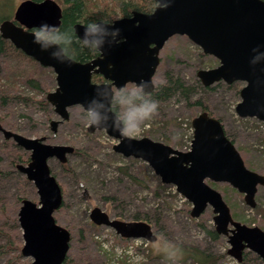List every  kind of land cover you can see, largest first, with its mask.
<instances>
[{"label":"rangeland","instance_id":"1","mask_svg":"<svg viewBox=\"0 0 264 264\" xmlns=\"http://www.w3.org/2000/svg\"><path fill=\"white\" fill-rule=\"evenodd\" d=\"M22 1L0 0L1 21L11 19ZM159 56L153 77L155 87L169 77L180 78L191 87V100L177 94L159 103L157 112L132 137H148L187 151L188 126L201 112V107L192 102L200 99L207 112L220 120L245 166L264 176V125L254 118H239L234 111L243 84L218 82L209 90L199 88L197 71L211 69L218 61L185 36L168 39ZM55 87V74L50 68L20 55L14 47L0 58L1 127L27 138L45 137L47 144L68 145L75 150L64 164L56 159L47 162L63 197L53 217L71 235L64 264H199L195 261L198 254L214 259V264H264L248 250L242 252V262L229 256L227 238L219 235L213 240L207 232L214 230L211 207L198 218H191V203L173 185L161 183L145 162L114 153L112 146L117 141L105 131H87L81 106L68 108L69 119L59 123L52 133L49 123L59 118L46 95ZM29 156L28 151L0 133V264L32 261L21 255L23 239L17 216L23 199L38 201L33 183L17 169L18 165L28 164ZM206 182L222 195L234 220L264 231V186L258 187L255 207L250 208L243 195L228 184ZM94 207L122 221H144L149 217L157 240L124 239L111 228L96 227L89 219Z\"/></svg>","mask_w":264,"mask_h":264},{"label":"water","instance_id":"2","mask_svg":"<svg viewBox=\"0 0 264 264\" xmlns=\"http://www.w3.org/2000/svg\"><path fill=\"white\" fill-rule=\"evenodd\" d=\"M153 1L155 5L149 13L132 11L127 17L113 20L121 29L123 40L86 62L73 59L71 63L58 64L33 42L32 29L43 23L60 24L61 7L55 0H23L12 20L0 22L3 39L55 74L56 87L46 100L59 120L50 121V131L55 133L59 123L69 119L68 108L81 106L103 86L119 87L144 79L152 82L153 91L159 52L175 35L185 36L205 55L217 59V66L197 71L200 84L208 87L218 82L243 83L234 111L239 118H254L264 125V59L255 70L249 63L256 55L252 52L254 47L261 45L259 52L264 53V0H172L166 9L158 8ZM73 26L82 34V23ZM93 75L101 76L103 82H93ZM191 127L187 151L148 137H121L111 128L105 133L117 141L112 146L114 153L145 162L161 183L173 185L191 203V218H198L211 207L214 230L227 238L229 256L240 262L242 252L248 250L264 261V231L234 220L222 195L206 182L228 184L243 195L247 206L254 208V197L258 187L264 186V176L245 166L217 118L200 112L191 120ZM96 130L102 129L87 127L89 133ZM0 133L30 153L28 164L18 165L17 169L33 183L38 195L36 203L23 199L17 213L23 239L21 255L31 258L30 264H63L71 235L53 217L61 208L63 197L47 162L56 159L64 164L74 148L47 144L45 137L27 138L1 125ZM89 219L97 226L111 228L124 239L150 243L157 240L145 221L113 219L99 207L89 212Z\"/></svg>","mask_w":264,"mask_h":264},{"label":"clouds","instance_id":"3","mask_svg":"<svg viewBox=\"0 0 264 264\" xmlns=\"http://www.w3.org/2000/svg\"><path fill=\"white\" fill-rule=\"evenodd\" d=\"M172 0H156V6L166 9ZM80 34L74 26L43 23L33 30V42L58 64L71 63L76 53L101 54L106 48L119 44L123 37L115 22L105 18L87 20ZM261 45L249 61L255 66L264 59ZM264 71V68L261 69ZM152 82L141 79L119 87L96 89L91 99L81 105L82 119L93 128L119 133L121 137L135 136L157 112L159 101L150 90ZM101 110H103V115Z\"/></svg>","mask_w":264,"mask_h":264},{"label":"trees","instance_id":"4","mask_svg":"<svg viewBox=\"0 0 264 264\" xmlns=\"http://www.w3.org/2000/svg\"><path fill=\"white\" fill-rule=\"evenodd\" d=\"M32 1L38 2L42 0H32ZM137 1L138 2H134L132 0H56V2L61 7L60 24H63L65 26H73L75 23L84 24L87 20L97 19L101 17L113 21L115 19H118V17L121 18L128 16L132 11L149 13L154 8L155 3L153 0H137ZM108 4H110L111 6H109ZM1 19L2 16L0 15V22ZM12 47L13 46L6 39H3L0 36V58L3 56V54H5L6 50ZM17 52H19V54L22 56L24 55L19 50H17ZM95 55L96 54H92V53H76L74 55V60L79 62H86L94 58ZM92 80L93 82H100L101 78L97 75H93ZM237 84L239 85L240 83L237 82ZM199 85H200L199 88H201L202 90H209L212 88V86L203 87L201 84ZM152 92L154 97L159 101V103L166 102L177 94L184 96L185 99L190 101L192 95V90L189 85H187L180 78H172V77H169L164 84H160L156 86ZM192 105H198L199 107H201V112L203 111L207 112L206 106L202 103L200 99L193 101ZM207 113L209 116H211L209 112ZM120 170H125V169L121 168ZM125 174H127L126 171ZM130 178L133 179V181L136 180L132 176H130ZM144 221L151 225L150 222L151 219L149 217L144 218ZM207 232L211 237V239L213 240H216L219 237V234H217L215 230H211V231L207 230ZM245 252L246 250L243 251V254ZM66 258L63 264L65 263ZM210 259L211 258L209 256H205L204 254H198L197 256H195V261H197L199 264H214L215 260L213 259L214 260L213 261Z\"/></svg>","mask_w":264,"mask_h":264},{"label":"flooded vegetation","instance_id":"5","mask_svg":"<svg viewBox=\"0 0 264 264\" xmlns=\"http://www.w3.org/2000/svg\"><path fill=\"white\" fill-rule=\"evenodd\" d=\"M154 5H155V4H154ZM129 15H130V14H129ZM129 15H128V16H129ZM126 17H127V16H126ZM12 18H13V17H12ZM12 18H11V20H12ZM33 30H34V29H32V31H33ZM172 37H173V36H172ZM170 38H171V37H170ZM170 38H169V39H170ZM162 48H163V47H162ZM160 51H161V50H160ZM159 54H160V52H159ZM98 55H99V54H96L94 58L98 57ZM94 58H92V59H94ZM159 58H160V56H159ZM90 60H91V59H90ZM88 61H89V60H88ZM158 66H159V65H158ZM157 68H158V67H157ZM155 73H156V72H155ZM97 76H99V75H97ZM99 77L101 78V76H99ZM153 77H154V76H153ZM100 82H103V79H102V78H101V81H100ZM100 82H99V83H100ZM233 83H234V82H233ZM231 84H232V83H231ZM242 84H243V83H242ZM154 89H155V87H154ZM104 212H105V211H104ZM108 216H109V215H108ZM109 217L112 218L111 216H109ZM113 219H116V218H113ZM94 225H95V224H94ZM95 226L98 227L97 225H95Z\"/></svg>","mask_w":264,"mask_h":264},{"label":"built area","instance_id":"6","mask_svg":"<svg viewBox=\"0 0 264 264\" xmlns=\"http://www.w3.org/2000/svg\"><path fill=\"white\" fill-rule=\"evenodd\" d=\"M188 131H189V135L187 137V140H188V144L190 146V141H191V135H192V128L190 127V125L188 126ZM189 146L187 148H189Z\"/></svg>","mask_w":264,"mask_h":264}]
</instances>
